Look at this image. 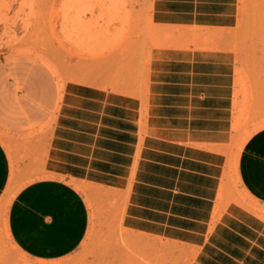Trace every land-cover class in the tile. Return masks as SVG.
Here are the masks:
<instances>
[{
	"label": "crops",
	"instance_id": "obj_1",
	"mask_svg": "<svg viewBox=\"0 0 264 264\" xmlns=\"http://www.w3.org/2000/svg\"><path fill=\"white\" fill-rule=\"evenodd\" d=\"M238 9V0H148L142 44L95 58L86 51L68 66L73 78L64 83L37 176L6 208L19 250L43 260L68 256L94 217L107 220L111 196L123 231L181 243L188 264H264V217L230 181L232 172L264 208V127L236 149L234 55L196 47L203 38L188 30L232 28ZM158 28L176 37L157 35ZM12 173L0 142V200Z\"/></svg>",
	"mask_w": 264,
	"mask_h": 264
},
{
	"label": "rangeland",
	"instance_id": "obj_2",
	"mask_svg": "<svg viewBox=\"0 0 264 264\" xmlns=\"http://www.w3.org/2000/svg\"><path fill=\"white\" fill-rule=\"evenodd\" d=\"M238 3L232 28L188 30L191 37L203 38L193 42L196 47L229 49L234 55L233 131L239 150L264 127V0ZM147 11L148 0H0V142L13 162L11 190L0 200V264H188L181 243L123 231L116 216L119 204L111 196L107 220L94 217L92 232L63 258L28 256L6 228L10 198L37 176L64 83L73 78L68 66L83 61L86 51L95 58L142 44ZM160 30L157 35L176 37ZM173 43L179 46L181 40ZM230 181L244 203L264 217V208L247 198L232 172Z\"/></svg>",
	"mask_w": 264,
	"mask_h": 264
}]
</instances>
